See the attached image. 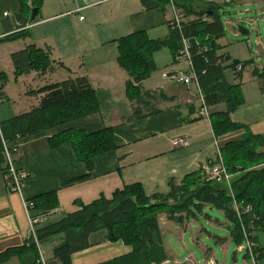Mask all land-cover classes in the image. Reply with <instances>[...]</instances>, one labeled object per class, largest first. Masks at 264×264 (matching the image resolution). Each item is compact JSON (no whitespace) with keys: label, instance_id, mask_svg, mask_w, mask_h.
Listing matches in <instances>:
<instances>
[{"label":"crops","instance_id":"1","mask_svg":"<svg viewBox=\"0 0 264 264\" xmlns=\"http://www.w3.org/2000/svg\"><path fill=\"white\" fill-rule=\"evenodd\" d=\"M56 1L58 0H52L48 5L44 2L38 18L33 23L30 16V22L25 28L30 37L20 40L22 43H19L20 48L23 47L21 50L19 48V51L29 46L42 50L47 47L55 64L54 71H48L43 76H38L39 73L36 72L29 75L32 84L27 90L23 88L21 91L25 95L70 77V74L60 67V64H63L69 68L66 64L69 54L65 53H71L74 44L65 40L67 28L70 26L68 16H79L84 9L91 6L99 7L100 12L102 5L109 6L114 3L116 16H113L114 10H110L112 15L106 28L101 29V24L93 21V24L98 26V35L101 33L103 47L138 32H146L152 40L157 41H169L172 38L170 21L173 20L176 9L170 5L164 9L146 10L141 0H75L78 7L74 12L63 13L65 6H60ZM197 1L196 4L204 7L206 12H210L211 6L214 5L218 8V15L219 9L225 5L222 0ZM79 9L81 11L78 13ZM20 10L19 0H0V42L10 35L9 31L18 26L16 16L20 14ZM5 13L8 16H5ZM99 16L102 17L101 14ZM79 19L85 21L81 20V16ZM189 19L193 21L196 17ZM51 24L53 26L49 29ZM45 25H48L47 29L40 32L39 29ZM223 38L216 44L220 45L219 42ZM59 40L65 42L64 47H60ZM51 45H54L56 50ZM218 53L227 57L224 64L230 66V57L220 50ZM118 57L119 53L115 59L116 63L113 59H95L89 74H79L88 76L96 90L100 106L97 114L12 143L18 147L13 156L14 165L19 172L26 175L21 193L10 191L9 178L3 171L7 164L0 163V254L19 247L30 239L28 214L31 217H40L43 222L38 226L42 228L60 222L74 212L77 209L75 202L87 205L102 196L110 199L116 191L132 184H141L148 196L168 194L171 181L180 184L186 176L201 170L205 175V168L216 163L218 149L220 151L230 143L241 141L247 134L264 135V95L254 75L259 70L253 72V81L258 84L255 91L252 88L247 90L245 82L243 83L244 64L239 80L235 70H232L231 81L226 75L227 71L225 72L229 84H240L237 91L241 93L244 105L231 113L230 117L233 123L244 128L216 137L211 117L208 120L199 116L201 103L198 88L186 86L164 76L190 72L189 63L176 61L175 52L170 46H164L155 52L157 70L140 84V92H149L154 99L149 101L146 97L147 103L139 105L144 116L137 119L132 118L133 103L126 86L131 78L119 66ZM121 70L126 74L120 72ZM71 71L75 73L72 69ZM158 71H161V78H153V74ZM39 103L40 97L32 95L22 109L26 108L29 112ZM227 109L226 103L209 108L211 115L226 112ZM1 111L0 109V113ZM70 129L87 133L112 129L117 146L116 150L94 158L91 177L77 182H74V179L89 174L86 164L77 159L71 145L59 148H52L50 145L53 136ZM180 137L188 138L189 146L174 148L172 142ZM32 200L37 201V206ZM24 201L32 202L33 206L26 210ZM201 217H204V214L178 223L169 220L166 214L160 215L161 244L138 253L122 240L112 241L108 230L93 233L89 238V247L72 255V264H221L217 260L219 258L216 251L205 244V241H201L197 228L192 227V236L189 237L190 223L200 220ZM208 219L211 224L220 225L218 220H215L214 224L212 217ZM204 232L205 229H201V233ZM206 233L216 245L231 241L230 237L221 238L213 236L209 231ZM66 243V236L60 234L39 241L38 250L47 261L54 263L55 248ZM192 244L197 245V249L201 251L198 253L202 254L203 258L190 249ZM12 262L20 264L17 259Z\"/></svg>","mask_w":264,"mask_h":264},{"label":"trees","instance_id":"2","mask_svg":"<svg viewBox=\"0 0 264 264\" xmlns=\"http://www.w3.org/2000/svg\"><path fill=\"white\" fill-rule=\"evenodd\" d=\"M19 2L21 10L16 16L18 26L9 31L10 35L6 36L3 42L29 38L30 33L25 28L30 22L31 10L37 8L40 12L45 0ZM197 2V0H141L146 10L173 6L176 11L183 14L182 30L179 32L172 29V38L169 41L152 40L146 32L121 38L118 40L117 62L131 78L126 86L133 103L132 118H141L144 114L141 113L139 105L145 102L146 97L149 101L154 99L149 92L146 94L140 92V84L157 70L155 52L164 46H170L176 55L181 49V37L190 40L194 69L207 106L210 108L226 103L228 107L226 112L211 115L213 130L218 137L244 128L233 123L230 117L231 113L244 105L242 95L237 91L240 84H229L225 76L229 69L236 71L239 62L225 66L227 57L218 53L220 48L216 44L224 37L225 32L217 14L218 8L211 6L212 15H208L210 12L205 10L197 12L193 9ZM192 17L196 19L190 20ZM205 17L209 22L203 21ZM200 46L208 48V51L200 52ZM12 61L16 74L20 76L30 75L32 72L43 76L48 71H54L55 65L49 51L34 46L12 54ZM60 67L70 74L68 79L30 91L31 95L40 97L39 105L27 113L0 123L5 142L12 144L19 139L60 128L99 112L96 90L89 77L72 73L71 69L63 64H60ZM236 74L239 80L241 73ZM254 75L264 95V71L263 73L256 71ZM6 82L7 79L0 72V103L8 101L5 93ZM146 103L147 101L144 104ZM50 145L52 148L71 145L77 159L86 164L89 174L74 179V182L91 177L94 158L117 149L112 129L97 133L65 130L53 136ZM220 153L226 169L233 175L231 187L235 199L241 209L251 207V211L244 213L241 219L237 216L227 186L216 181H207L205 177L203 178L201 170L189 174L180 184L171 181L168 194L148 196L141 184H132L116 191L110 199L102 196L87 205L75 202L77 209L60 222L42 228L37 226V239L43 241L60 234L66 236L67 243L57 246L54 250L57 264H72V255L88 248L90 236L102 230L109 231L112 241L122 240L138 253L161 244L160 214L165 213L169 220L183 223L184 219H195L209 208L224 214L231 240L236 245H241L244 241L242 227L248 231H264V135L247 134L241 141L230 143L220 149ZM0 163L7 164L1 135ZM3 171L5 174L8 172V164ZM32 202L37 206L36 200ZM38 256L39 250L31 237L23 245L0 254V263L17 259L20 264H34ZM245 258L249 260L247 255Z\"/></svg>","mask_w":264,"mask_h":264},{"label":"rangeland","instance_id":"3","mask_svg":"<svg viewBox=\"0 0 264 264\" xmlns=\"http://www.w3.org/2000/svg\"><path fill=\"white\" fill-rule=\"evenodd\" d=\"M51 1L52 0H46L45 4H51ZM56 3L60 4V6H65L63 13H72L78 7L75 0H58ZM199 5L196 4L193 6V9L197 12H201L205 9L201 5L199 7ZM98 8L99 7L91 6L84 9L79 16H68L70 26L67 28L68 34H65V40L67 39L74 44L72 46V52L65 53L69 54L66 57V64L78 75L82 72L89 74L95 59L100 60L104 58V60L108 61L113 59V62L116 63L115 59L119 53V39L115 43H108L109 45L103 47L101 45L103 43L101 33L98 35V26L93 24V21H95L96 24H101V29L106 28L109 24V18L112 15V11L110 10H114L113 16H116L114 3L109 6L102 5L100 12H98ZM218 12L225 28L224 38L219 42L221 46L218 45L220 48L219 50L230 57L228 61L229 64L239 62L237 66H242V64L245 65L242 74L243 83L245 82L244 84L247 90L252 88L255 91L258 84L253 81V72L256 69L259 70L260 73L264 71V0H245L223 5ZM100 14L102 17L99 16ZM80 16L85 19V21H80ZM52 26L53 24L49 26V29H51ZM47 27L48 25H45L40 28V32H44ZM240 28L246 30L249 34L242 35L239 31ZM19 43H22V41L13 40L0 42V72L4 74L7 79L5 92L9 97L8 101L0 103V109L2 110L0 113V123L28 112L26 108L22 109V107L27 104L28 98L32 96L29 92L28 95L21 92L23 88L27 90L31 86L32 79L29 75L22 77L17 75L12 61L11 54L17 52L20 48ZM58 44L61 48L65 46V42L62 40H59ZM51 46L56 50L54 45ZM43 48L44 51H47V47ZM21 49H23V47L19 50ZM117 68V70H119V67ZM109 71L110 70H108V72ZM120 72L124 73L123 70ZM226 75L231 81L233 78L232 69L227 70ZM153 78H161V71L153 74ZM9 113H11V115ZM206 215L212 217L214 224L215 220H218L220 225L215 226L211 224ZM192 222L193 223L189 225V237L192 236V227L197 228L201 241H205V244L216 251L219 258L217 260L221 264H252L250 260L245 259L246 254L244 252H238V247L240 245H236L232 240L224 245H216L206 233V231H209L213 236L217 235L221 238L230 237L227 220L222 212L208 209L204 212V217H201L198 221ZM203 228L205 232L201 233V229ZM190 249L197 252L199 257L203 258V255L198 253L201 251L197 249V245L192 244Z\"/></svg>","mask_w":264,"mask_h":264},{"label":"built area","instance_id":"4","mask_svg":"<svg viewBox=\"0 0 264 264\" xmlns=\"http://www.w3.org/2000/svg\"><path fill=\"white\" fill-rule=\"evenodd\" d=\"M222 1H223V4L227 5V4H231L235 2H242L245 0H222ZM80 11L81 9L77 10L78 13ZM4 15L8 16L7 13H5ZM81 20H83L82 17H81ZM203 21L209 22V19L205 17ZM183 22H184L183 14L175 10V16L170 25L171 28L175 30H179V32H181ZM197 45L199 46L198 43ZM199 50L200 52H207L208 48L206 47L203 48L200 46ZM175 60L181 61V62L187 61L190 65V72L189 73L180 72V73L173 74V75L165 74L164 76L170 80L176 81L186 86H195L196 88H198L199 98H200V103H201L200 109L198 112L199 116L210 120V117H211L210 110L206 104L203 93L200 90V81L194 69L193 55H192V43L190 42V40H188L184 36L181 37V49L176 54ZM242 70H243V66L240 65V66H237L235 72L241 73ZM0 135L3 140V154L8 164L7 176L9 178L10 191L21 193L24 187L25 181H26V175L24 173L19 172L14 165L13 156L18 151V147L13 146L12 144L4 141L2 130H1V124H0ZM189 144H190V140L186 137L177 138L172 142L173 147L177 149L185 148L189 146ZM205 170L207 172L205 173L204 177L207 181H216L218 183L225 184L227 186L233 198V205H234V208L236 209L237 216L239 217V219H241L244 213H248L249 211H251V207L249 206H247L245 209H241L240 205L235 199L233 195L232 187H231L233 175H231L226 169L219 149H218V158H217L216 163L212 166L205 168ZM24 206L26 210H29L30 207L33 206V203L29 201H24ZM28 217H29V223H30L31 237L34 239L37 245V248H38L39 241L37 239V226L41 224L43 220L40 217H31L29 214H28ZM242 231L244 235V241L238 247V252H242V253L244 252L248 256L252 264H263L264 250H262V248L260 247L258 243V233L259 232L256 230L248 231L245 227H242ZM0 264H17V263L8 262V263H0ZM34 264H57V263L55 262L51 263L47 261L45 257L43 256V254L39 252V256L35 260Z\"/></svg>","mask_w":264,"mask_h":264},{"label":"water","instance_id":"5","mask_svg":"<svg viewBox=\"0 0 264 264\" xmlns=\"http://www.w3.org/2000/svg\"><path fill=\"white\" fill-rule=\"evenodd\" d=\"M208 15H212V12L208 13ZM38 16H39V10L37 8H34L32 10V14H31V21L34 22L38 18ZM239 31L242 35H248L249 34L246 30H244L242 28H240ZM258 243H259L260 247L262 248V250H264V231H260L258 233ZM263 264H264V260H263Z\"/></svg>","mask_w":264,"mask_h":264}]
</instances>
